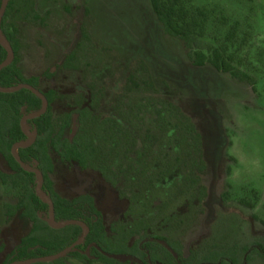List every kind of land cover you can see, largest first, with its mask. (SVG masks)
<instances>
[{"label":"trees","instance_id":"1","mask_svg":"<svg viewBox=\"0 0 264 264\" xmlns=\"http://www.w3.org/2000/svg\"><path fill=\"white\" fill-rule=\"evenodd\" d=\"M16 3L17 0L6 1L0 22L1 35L13 53L12 60L0 69V87L27 83L40 89V77L26 76L20 66L21 31L9 18ZM150 3L161 24L163 39H177L192 65L210 64L233 81L247 84L256 93L258 81L249 71L251 63L247 55L238 54L246 37H240L237 22H230L215 7L187 4V0H150ZM84 12L88 14V8ZM23 17L46 25V19L33 7ZM209 23L224 28V34L221 38L215 37V42L206 38ZM87 45L116 53L99 43L81 24L79 41L65 55L61 68L80 70V59ZM8 52L0 42V64ZM56 70L46 69L43 75L52 78ZM41 91L47 99L45 110L26 120L36 137L30 145L17 147V156L25 164H35L42 172L41 190L53 203L55 221L77 220L88 227L83 242L77 244L75 250L51 263L64 264L69 257L82 264H250L255 259L264 264V232L250 240L235 242L207 237L193 243L187 253L182 240L174 237L190 229L205 212L203 203L208 191L202 181L207 171L203 136L178 103L160 95L145 60L136 58L130 63L123 84L111 102L109 115L98 111L105 97L99 81L89 82L86 92L73 94L71 99L75 106L58 115L53 111L55 102L62 98L58 89ZM41 107V99L27 88L0 92V188L11 192V200L2 203L5 226L0 228V264L52 255L82 237L79 224L67 223L60 228L48 225L49 204L36 194V174L23 169L11 154L14 144L27 139L20 125L22 117L38 112ZM73 113L78 114V121L70 137ZM131 128L137 135L132 134ZM54 157L62 163L75 164L81 171L96 173L119 193L123 202L133 204L166 175L177 170L178 177L170 187L167 200L159 201L154 217L127 220L121 213L106 215L90 193L61 195L53 180ZM153 160L157 162L156 169L141 166ZM225 160L223 170L228 176L236 159L230 155ZM231 187L226 180L220 194L224 203L231 199ZM257 199L258 194L252 189L251 197L241 196L236 202L253 209ZM171 204L173 207L169 210ZM252 217L264 226L263 219ZM18 220L27 229L24 234L15 236L16 243L9 248L6 227ZM162 221H165L163 230L154 228V222Z\"/></svg>","mask_w":264,"mask_h":264},{"label":"rangeland","instance_id":"2","mask_svg":"<svg viewBox=\"0 0 264 264\" xmlns=\"http://www.w3.org/2000/svg\"><path fill=\"white\" fill-rule=\"evenodd\" d=\"M77 3L80 6L75 8ZM191 3L215 7L230 22H237L240 37H246L238 54L247 55L251 63L249 71L258 81L256 93L210 64L192 65L177 39H163L150 0H17L9 14L21 29L24 45L20 65L26 76L41 75L47 67L61 63L79 41L80 23L89 19L83 13L84 7L92 18L91 33L101 44L117 52L110 54L87 45L80 59V70L58 69L51 79H40L41 89L57 88L62 95L54 104L55 115L74 107L71 96L78 91L86 92L87 84L95 80L105 90L98 111L109 115L111 102L130 63L141 58L149 64L160 95L178 103L196 123L203 136L207 171L202 181L208 194L203 203L205 212L190 229L174 236L182 240L186 253L193 243L207 237L235 242L250 240L264 232V226L252 217L264 220V0H187V4ZM30 7L41 13L51 12L47 27L25 21L23 14ZM207 29L206 38L210 41L224 34V28L213 27L212 23ZM131 132L137 135L133 128ZM230 155L235 157L236 164H231V174L226 176L223 168ZM54 163L53 180L61 195L90 193L106 215L121 213L129 220L154 217L159 201L167 200L178 177L177 170L166 175L133 204L123 202L119 193L96 173L81 171L75 164L62 163L57 157ZM141 164L149 170L157 167L154 160ZM226 180L232 185V194L224 203L220 194ZM252 189L258 194L255 207L240 206L236 199L251 197ZM10 195L8 189L0 188V227L4 225L2 202L9 200ZM172 207L173 204L169 210ZM154 228L163 230L165 221L154 222ZM24 231L18 228L16 232ZM16 232L7 230L9 248L14 245ZM64 264L82 263L68 257ZM250 264L263 263L255 259Z\"/></svg>","mask_w":264,"mask_h":264},{"label":"water","instance_id":"3","mask_svg":"<svg viewBox=\"0 0 264 264\" xmlns=\"http://www.w3.org/2000/svg\"><path fill=\"white\" fill-rule=\"evenodd\" d=\"M6 1L7 0H3L2 6L0 8V21H1L2 15H3L4 10H5ZM0 42L9 50L7 60L0 64V69H1L4 65H6L12 59L13 54L10 51V48H9V45H8L7 41L1 35V32H0ZM20 87L27 88V89L31 90L33 93H35L42 100V107H41V109L38 112L30 114L28 116H24L21 119V126L24 129V131L28 134V139L25 142H20V143L14 144L13 147H12V150H11L12 154L18 159V161L21 163L22 167H24L26 169H29V170H33L37 174L36 194L49 204V215H48V218H47L48 225L50 227H52V228H60V227L64 226L67 223H74V224L81 225L82 228H83V235L80 238V240L77 241V242L72 243L71 245H69L67 247H65L64 249H62L58 253H55V254H52V255H48V256L32 257V258H28V259H25V260L13 261V262L10 263V264H33V263H37V262H46V261H53L55 259H59V258H62L64 256H66V254L69 251L75 250V245L78 244V243L83 242V240L85 238V235L88 232V227L84 223H82L80 221H77V220H67V221H63L61 223L56 222L55 219H54L53 203L45 196V194L41 190V184H42V174H41V172L39 170H37V169H31V168L26 167L19 160V158L17 156V147H19V146H27V145L31 144L33 142V140H34V134L33 133L30 134V133H28L25 130V120L28 117H33V116H36V115L42 113L45 110L46 106H47V100H46L45 96L43 95V93H41L40 91H38L37 89H35L34 87H32L29 84L23 83V84H20V85H18L16 87H0V92H10V91H14V90H16V89H18ZM76 119H77V116L74 115L73 116V121H72V130H71V133H70V137H72L74 135V132H75V129H76Z\"/></svg>","mask_w":264,"mask_h":264},{"label":"flooded vegetation","instance_id":"4","mask_svg":"<svg viewBox=\"0 0 264 264\" xmlns=\"http://www.w3.org/2000/svg\"><path fill=\"white\" fill-rule=\"evenodd\" d=\"M2 3H3V1H2ZM80 6V4H75V8H77V7H79ZM6 7V6H5ZM34 8V7H33ZM67 8V7H66ZM85 8H87V7H84V9ZM35 9V8H34ZM84 9H83V13H85L84 12ZM36 10V9H35ZM89 10V9H88ZM5 11V10H4ZM37 11V10H36ZM40 15H43V17L46 19V25H44V26H41V25H38V24H35V23H32V22H30V21H28V20H26L25 19V21H27L28 23H31V24H34V25H37V26H39V27H43V28H45V27H47L48 26V23H49V16H50V14H51V12L50 11H45L46 13H41L40 11H37ZM4 14V13H3ZM85 15H89V19L87 18V19H85L83 22H81L80 23V25L81 24H84L86 27H87V29L89 30V32L91 33V31H90V24L92 23V18L90 17V13L88 12V14H86L85 13ZM2 17H3V15H2ZM2 19V18H1ZM1 22V21H0ZM19 26V25H18ZM80 27V26H79ZM20 28V27H19ZM20 31H21V29H20ZM91 35H93L92 33H91ZM94 36V35H93ZM21 38H22V42H23V45H24V41H23V37H22V34H21ZM100 43V42H99ZM23 45H22V50H23ZM103 45V44H102ZM74 48V47H73ZM72 48V49H73ZM71 49V50H72ZM70 50V51H71ZM69 51V52H70ZM68 52V53H69ZM68 53H66V54H68ZM117 53V52H116ZM13 54V53H12ZM65 54V55H66ZM65 55L63 56V59H64V57H65ZM21 56H22V54H21ZM7 57H8V55H7ZM7 57H6V59H5V61L7 60ZM13 58V57H12ZM63 59H62V61H61V63L63 62ZM12 60V59H11ZM10 60V61H11ZM5 61H3V62H5ZM9 61V62H10ZM2 62V63H3ZM8 62V63H9ZM20 63H21V58H20ZM61 63L59 64H54L53 66H49V67H47L46 69H62L61 68ZM5 66V65H4ZM21 66V65H20ZM55 66H59L58 68H55ZM56 70V71H57ZM70 71H75V70H70ZM45 72V71H44ZM43 72V73H44ZM43 73L41 74V75H31V76H39L40 77V79L42 78V77H44V78H46V79H51V78H47V77H45L44 75H43ZM124 81V80H123ZM25 84H27V83H25ZM123 84V83H122ZM30 85V84H29ZM32 86V85H31ZM39 86H40V80H39ZM122 86V85H121ZM33 87V86H32ZM35 88V87H34ZM35 89H37V88H35ZM38 91H40L41 93H43V91H41V90H43V89H41V87H40V89H37ZM59 91V90H58ZM79 92V91H78ZM77 93V92H76ZM43 95H44V93H43ZM46 98V97H45ZM47 100V99H46ZM42 101V100H41ZM33 114V113H32ZM28 115H30V114H28ZM28 115H26V116H28ZM74 115H76L77 116V119H76V126H77V121H78V114L77 113H73L72 114V121H73V116ZM24 117V116H23ZM22 117V118H23ZM28 118H31V117H28ZM27 118V119H28ZM26 119V120H27ZM26 120H25V130L28 132V133H30V134H34V139H35V137H36V134H35V132L34 131H31V129H30V127H29V125L27 124V122H26ZM20 125H21V121H20ZM22 127V126H21ZM72 127V126H71ZM23 129V128H22ZM24 130V129H23ZM27 134V133H26ZM27 139H28V134H27ZM27 139L25 140V141H27ZM24 141V142H25ZM34 141V140H33ZM33 143V142H32ZM30 145V144H29ZM13 147V146H12ZM12 147H11V150H12ZM11 154H12V151H11ZM13 155V154H12ZM14 156V155H13ZM15 157V156H14ZM18 160V159H17ZM19 162V161H18ZM22 162V161H21ZM23 163V162H22ZM19 164H20V166L22 167V165H21V163L19 162ZM26 167H28V168H31V169H37V170H39L36 166H35V164H25V163H23ZM1 166L4 168V169H6V165L4 164V163H2L1 162ZM23 169H25V170H29V169H26V168H24V167H22ZM29 171H32V172H34L33 170H29ZM40 171V170H39ZM41 172V171H40ZM35 173V172H34ZM36 174V173H35ZM41 174H42V172H41ZM36 177H37V174H36ZM42 182H43V174H42ZM36 185H37V180H36ZM42 185V184H41ZM11 200V197H10V199L9 200H7V201H10ZM5 202V201H4ZM3 203V202H2ZM2 209H3V207H2ZM53 210H54V207H53ZM48 215H49V210H48V212H47V217L46 218H48ZM54 219H55V217H54ZM63 222V221H62ZM81 222V221H80ZM58 223H61V222H58ZM83 223V222H82ZM85 224V223H84ZM86 225V224H85ZM5 226V219H4V225L3 226H1L0 228H3ZM11 226V225H10ZM10 226H8V227H6V233H7V230H10L11 232H18V228H19V230L20 229H27V226L25 227L24 225H23V222L21 221V220H18V221H15L14 222V224L10 227ZM81 226V225H80ZM87 226V225H86ZM82 227V226H81ZM82 230H83V228H82ZM15 233V235H14V240H15V242H14V245H15V243H16V239H15V236H18V235H22V234H24V233H22V234H19V233ZM25 232V231H24ZM83 232V231H82ZM5 233V234H6ZM87 234V233H86ZM82 235H83V233H82ZM86 236V235H85ZM6 238H7V241H8V233L6 234ZM80 240V239H79ZM78 240V241H79ZM77 242V241H76ZM79 244V243H78ZM13 245V246H14ZM77 245V244H76ZM76 245H75V249H76ZM8 246H9V244H8ZM12 246V247H13ZM12 247H10V248H12ZM89 249V247H87V249H86V251ZM25 260V259H24ZM19 261V260H18ZM13 262V261H12ZM11 263V262H10ZM9 263V264H10Z\"/></svg>","mask_w":264,"mask_h":264}]
</instances>
